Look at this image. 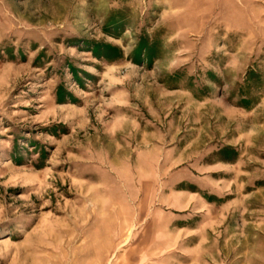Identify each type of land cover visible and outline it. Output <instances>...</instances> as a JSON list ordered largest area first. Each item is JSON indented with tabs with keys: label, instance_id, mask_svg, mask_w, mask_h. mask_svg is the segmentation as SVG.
I'll return each mask as SVG.
<instances>
[{
	"label": "rangeland",
	"instance_id": "1",
	"mask_svg": "<svg viewBox=\"0 0 264 264\" xmlns=\"http://www.w3.org/2000/svg\"><path fill=\"white\" fill-rule=\"evenodd\" d=\"M0 264H264V0H0Z\"/></svg>",
	"mask_w": 264,
	"mask_h": 264
}]
</instances>
